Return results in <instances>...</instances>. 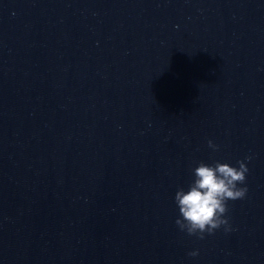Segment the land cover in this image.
<instances>
[{"label": "water", "instance_id": "1", "mask_svg": "<svg viewBox=\"0 0 264 264\" xmlns=\"http://www.w3.org/2000/svg\"><path fill=\"white\" fill-rule=\"evenodd\" d=\"M241 160L232 230L182 232ZM0 264H264V0H0Z\"/></svg>", "mask_w": 264, "mask_h": 264}, {"label": "clouds", "instance_id": "2", "mask_svg": "<svg viewBox=\"0 0 264 264\" xmlns=\"http://www.w3.org/2000/svg\"><path fill=\"white\" fill-rule=\"evenodd\" d=\"M208 146L218 150V145L211 140ZM245 159L250 160L251 157ZM237 164L238 167L219 161L197 163L187 190L180 187L175 192L174 202L179 211L175 223L182 232L204 239L205 234L212 235L221 227L226 233L232 230L226 215L228 202L242 200L248 192L246 186L239 185H245L249 168L243 160ZM197 255L198 251L189 253V256Z\"/></svg>", "mask_w": 264, "mask_h": 264}]
</instances>
